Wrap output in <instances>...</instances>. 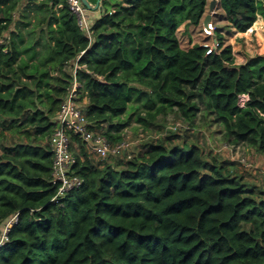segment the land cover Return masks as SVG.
I'll return each instance as SVG.
<instances>
[{
  "label": "trees",
  "instance_id": "trees-1",
  "mask_svg": "<svg viewBox=\"0 0 264 264\" xmlns=\"http://www.w3.org/2000/svg\"><path fill=\"white\" fill-rule=\"evenodd\" d=\"M210 2L101 0L88 34L69 0H0V229L18 215L0 264H264V184L189 133L203 110L264 153V54L237 64L230 40L264 0H217L212 32ZM75 78L112 143L132 120L189 127L99 162L70 133L83 183L60 203L50 139Z\"/></svg>",
  "mask_w": 264,
  "mask_h": 264
},
{
  "label": "built area",
  "instance_id": "built-area-1",
  "mask_svg": "<svg viewBox=\"0 0 264 264\" xmlns=\"http://www.w3.org/2000/svg\"><path fill=\"white\" fill-rule=\"evenodd\" d=\"M71 10L77 15L79 25L85 29L88 34H91L90 23L88 18V8L82 0H69ZM2 42V41H0ZM80 83L74 79L73 85L62 102L61 109L58 113L57 127L53 132L50 142L54 152V164L52 170V181L58 186L56 194L51 199L54 202L62 201V198L71 190L80 187L83 179L75 174L73 166L76 162L74 153L71 148V134L78 135L87 145L89 152L97 155L101 159L111 156L127 155L129 158L134 155L133 142L129 138H124L117 143H112L103 134L102 131H95L91 127V123L84 111V105L78 100V87ZM246 97L245 103L248 100L247 94H241L239 102L242 106V98ZM189 127L183 123H177L174 127L177 131L181 127ZM226 148L234 147L227 144ZM240 163L247 169L250 168L249 161L242 158ZM17 214L10 218L4 226L0 236V245L8 240V231L13 222L17 219Z\"/></svg>",
  "mask_w": 264,
  "mask_h": 264
},
{
  "label": "rangeland",
  "instance_id": "rangeland-1",
  "mask_svg": "<svg viewBox=\"0 0 264 264\" xmlns=\"http://www.w3.org/2000/svg\"><path fill=\"white\" fill-rule=\"evenodd\" d=\"M258 19L262 20L259 22V25L262 23L260 26H264V14H260ZM221 22L222 19L216 16V12H213L212 20L208 24L209 27H206L204 22L203 27L207 31L212 32L214 25ZM195 35L197 36V39L203 37L201 34H198V32ZM230 40L233 43L235 62L237 64L245 62L248 56L264 54V37L260 38L257 32L250 36L248 34H240V32H238L231 36ZM182 41L184 44L185 41L183 39ZM245 99L247 98H242L241 102L245 103ZM177 123H182L180 118H173L168 121L163 120L153 127L151 132H147L142 129L138 122L132 120L126 130V138H129L133 142V153L136 154L140 151L146 150L144 143L148 139H157L161 135H167L166 133L173 134L176 132L177 128L174 129V127L177 126ZM191 129L192 130L189 131V133L193 140L203 142L206 147L220 151L227 159L240 162L242 158H246L251 165L250 168L247 169L245 166L240 164V169L248 175L250 180L259 181L264 184V153L259 152L253 143L248 140H241L238 143L233 144L234 147H232V149L226 148V145H229V141L225 138V130L222 124L220 122L213 121L212 117L206 116L203 110L198 112L197 121ZM76 147L78 148V146ZM91 154L96 161L99 162L102 160L97 155H94L93 153ZM4 226L5 224L2 226V229H0V236Z\"/></svg>",
  "mask_w": 264,
  "mask_h": 264
},
{
  "label": "water",
  "instance_id": "water-1",
  "mask_svg": "<svg viewBox=\"0 0 264 264\" xmlns=\"http://www.w3.org/2000/svg\"><path fill=\"white\" fill-rule=\"evenodd\" d=\"M82 2L84 3V5H85L88 9H90V10H95V9H97V8L99 7L101 0H98L95 6H93V5L89 2V0H82ZM216 6H217V0H211V2H210V7H209L210 12H209V13L205 16V18H204V24L206 25V27H209L208 24H209L210 21L212 20L213 12H215V10H216ZM215 47H216V46H214V48H215Z\"/></svg>",
  "mask_w": 264,
  "mask_h": 264
},
{
  "label": "crops",
  "instance_id": "crops-1",
  "mask_svg": "<svg viewBox=\"0 0 264 264\" xmlns=\"http://www.w3.org/2000/svg\"><path fill=\"white\" fill-rule=\"evenodd\" d=\"M258 20L255 22V24L248 31L240 32V34H248L250 36V35H253V33L257 32L259 37L263 38L264 37V28H263L264 26H260L262 23L259 25V22L262 21V20L261 19H258Z\"/></svg>",
  "mask_w": 264,
  "mask_h": 264
},
{
  "label": "bare ground",
  "instance_id": "bare-ground-1",
  "mask_svg": "<svg viewBox=\"0 0 264 264\" xmlns=\"http://www.w3.org/2000/svg\"><path fill=\"white\" fill-rule=\"evenodd\" d=\"M259 21V20H258Z\"/></svg>",
  "mask_w": 264,
  "mask_h": 264
}]
</instances>
